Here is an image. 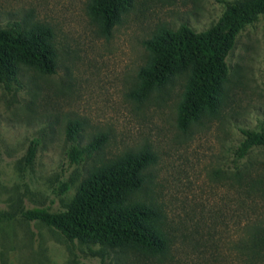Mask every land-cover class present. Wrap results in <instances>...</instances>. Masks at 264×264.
Segmentation results:
<instances>
[{
	"label": "rangeland",
	"instance_id": "1",
	"mask_svg": "<svg viewBox=\"0 0 264 264\" xmlns=\"http://www.w3.org/2000/svg\"><path fill=\"white\" fill-rule=\"evenodd\" d=\"M90 0H0V27L49 25L56 72L23 66L0 82V264H264V148L239 159L242 128L264 124V12L240 32L227 57L223 102L184 132L177 109L187 79L177 75L143 100L130 93L148 59L143 41L161 27L210 28L240 0H134L107 37ZM70 122L79 123L69 139ZM99 134L102 146L75 161ZM33 163L26 162L31 142ZM156 156L132 201L155 206L163 253L68 238L22 218L26 208L65 209L91 173L127 152Z\"/></svg>",
	"mask_w": 264,
	"mask_h": 264
},
{
	"label": "trees",
	"instance_id": "2",
	"mask_svg": "<svg viewBox=\"0 0 264 264\" xmlns=\"http://www.w3.org/2000/svg\"><path fill=\"white\" fill-rule=\"evenodd\" d=\"M134 0H90L88 14L102 34L109 37L128 12ZM264 12V0H240L229 5L221 18L208 29L196 31L187 23L178 29L161 27L143 41L148 51L146 63L138 70V84L130 95L145 100L162 89L174 77L186 74L187 79L177 109V125L186 132L192 124L218 112L229 78L227 57L235 47L240 32ZM54 32L49 25L23 28L19 24L0 27V82L10 87L18 79L23 66L44 74L56 72L58 53ZM78 122H70L67 135L75 139ZM243 139L235 149L242 159L255 148H264V124L256 130L242 128ZM105 135L94 137L85 148L74 147L75 161L88 151L102 146ZM38 143L31 142L26 162L33 163ZM156 156L149 148L127 152L85 178L77 195L65 209L26 208L20 216L41 221L68 238L99 241L110 247H130L148 253H163L167 238L159 221V210L148 203L132 201L147 180V168ZM0 217L11 214L0 209Z\"/></svg>",
	"mask_w": 264,
	"mask_h": 264
}]
</instances>
